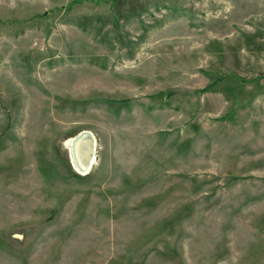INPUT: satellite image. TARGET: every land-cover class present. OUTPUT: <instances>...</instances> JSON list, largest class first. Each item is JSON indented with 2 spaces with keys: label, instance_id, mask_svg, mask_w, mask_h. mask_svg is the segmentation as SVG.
<instances>
[{
  "label": "rangeland",
  "instance_id": "obj_1",
  "mask_svg": "<svg viewBox=\"0 0 264 264\" xmlns=\"http://www.w3.org/2000/svg\"><path fill=\"white\" fill-rule=\"evenodd\" d=\"M0 264H264V0H0Z\"/></svg>",
  "mask_w": 264,
  "mask_h": 264
},
{
  "label": "bare ground",
  "instance_id": "obj_2",
  "mask_svg": "<svg viewBox=\"0 0 264 264\" xmlns=\"http://www.w3.org/2000/svg\"><path fill=\"white\" fill-rule=\"evenodd\" d=\"M73 144H74L73 146L78 149V157H79V160L81 161L80 164L82 165V161H83V159H85V157L83 158V156L86 154V152H87V156L90 155L89 150L87 149L88 151H86V148L88 147V142H87L86 136L83 135V136L75 139ZM87 165L88 164H86V166ZM86 166L85 165L83 166L84 170L86 169Z\"/></svg>",
  "mask_w": 264,
  "mask_h": 264
}]
</instances>
